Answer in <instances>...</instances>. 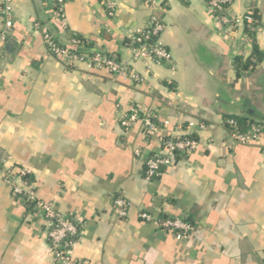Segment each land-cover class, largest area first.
<instances>
[{
	"label": "crops",
	"instance_id": "obj_1",
	"mask_svg": "<svg viewBox=\"0 0 264 264\" xmlns=\"http://www.w3.org/2000/svg\"><path fill=\"white\" fill-rule=\"evenodd\" d=\"M107 1L115 3L113 15ZM11 6L12 28L0 41V264H58L41 212L4 184L8 167L23 173L37 199L77 223L75 261L264 264V0H232L238 22L231 30L204 0H62L64 30L53 0ZM247 9L258 16V60L245 31ZM152 15L164 25L158 38L170 61L134 60L126 45ZM44 32L61 42L77 35L140 78L69 66L49 50ZM236 56L256 63L236 75ZM130 106L153 113L162 136L192 133L198 146L146 177L144 158L161 143L138 123H118V109ZM229 117L260 125L262 137L237 143ZM117 197L130 202L125 216L114 210ZM160 218L189 222L195 237L177 239L156 225Z\"/></svg>",
	"mask_w": 264,
	"mask_h": 264
},
{
	"label": "built area",
	"instance_id": "obj_2",
	"mask_svg": "<svg viewBox=\"0 0 264 264\" xmlns=\"http://www.w3.org/2000/svg\"><path fill=\"white\" fill-rule=\"evenodd\" d=\"M212 17L221 26L227 30H231L238 20L233 17L230 10L232 0H204ZM12 0H0V41L5 42L8 32L12 28ZM62 0H55L53 5L56 9V18L58 27L61 30L66 29L67 25L64 21L62 11ZM106 7L108 14L113 15L115 11V3L107 1ZM244 22L250 30L254 27L252 22L254 18L249 9L243 16ZM164 28L160 18L156 15L150 16L148 25L136 29L128 38V48L132 59L134 60H151L157 63L170 61L171 53L160 42L158 35ZM45 44L53 54L60 55L64 58L69 66H73L76 62H83L89 68H105L110 74L128 78L133 81L139 80V75L134 70L120 62L115 56L97 52L93 55L86 53H73L66 47L59 46L49 35L48 32L43 33ZM153 39V40H151ZM70 42L78 44L80 40L70 38ZM118 123L124 128H128L138 123L146 136H158L161 143V149L144 158V171L148 178H152L158 174L161 168L173 166L176 163L175 152H191L199 142L198 139L189 137L191 133H184L182 136L165 137L162 136V127L157 121L155 115L151 112H141L135 106H130L127 110L118 109ZM227 123L232 126L231 136L240 144H249L257 142L263 134L260 125L253 124L246 132H240L234 119H228ZM189 125H192L189 124ZM199 125V128H202ZM134 154L141 156V151L135 149ZM4 184L9 188L12 196L19 198L31 204L34 209L39 210L42 216L41 228L45 234L49 253L58 264H83L75 261L71 255L72 246L79 234L77 223L70 217L64 216L50 202H44L36 198L35 191L32 186L25 182L23 173L16 167L5 168L2 173ZM114 210L119 216H125L130 202L124 198L117 197L114 199ZM140 216L145 220H150L149 214L143 212ZM156 225L162 230L171 232L177 239H189L195 237L196 230L194 227L179 218H160L156 221Z\"/></svg>",
	"mask_w": 264,
	"mask_h": 264
},
{
	"label": "trees",
	"instance_id": "obj_3",
	"mask_svg": "<svg viewBox=\"0 0 264 264\" xmlns=\"http://www.w3.org/2000/svg\"><path fill=\"white\" fill-rule=\"evenodd\" d=\"M55 0H53V3H54ZM252 13V16L254 18V21L252 22V25H256V20L258 19V16H257V13L254 9H249ZM245 31L246 33L248 34L250 40H251V44H252V55L255 56L254 58H256V60H258V58H260V51L258 49V46L256 45V42H255V37H254V29L253 30H250L247 25H245ZM51 38L61 47H66L70 50V52H73V53H86L88 55H93L97 52H102V53H105L104 51H102L101 49H97L95 48L91 43L87 42L85 39L77 36V35H73V36H70L68 38V40H66L65 42H61L59 40H57L54 36H51ZM70 38H75V39H78L80 40V42L78 44H74L72 42L69 41ZM153 40V39H151ZM128 39H126V45H128ZM107 54V53H105ZM256 62H252L251 61V58H247L245 60H243L241 57L239 56H236L234 58V66L236 68V75H239L240 74V71H242L243 69H248L250 67V65H255ZM234 119L235 122H236V125H237V129L238 131L240 132H246L251 125L255 124V123H250V122H247V120H245L244 118H236V117H229L227 119H225V123L226 125L228 126V128L230 129V131H232V126H230L228 123H227V120L228 119ZM258 125V124H257ZM182 136V135H181ZM189 137H192V138H196V136L194 134H190ZM188 154L187 152H183V151H176L175 152V157H176V160L183 156V155H186ZM23 178H26L23 176ZM187 222V221H186ZM189 223V222H188Z\"/></svg>",
	"mask_w": 264,
	"mask_h": 264
}]
</instances>
